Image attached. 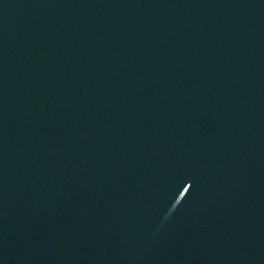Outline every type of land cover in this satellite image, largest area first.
Instances as JSON below:
<instances>
[{
	"label": "water",
	"instance_id": "water-1",
	"mask_svg": "<svg viewBox=\"0 0 264 264\" xmlns=\"http://www.w3.org/2000/svg\"><path fill=\"white\" fill-rule=\"evenodd\" d=\"M145 0H0V264H60Z\"/></svg>",
	"mask_w": 264,
	"mask_h": 264
}]
</instances>
